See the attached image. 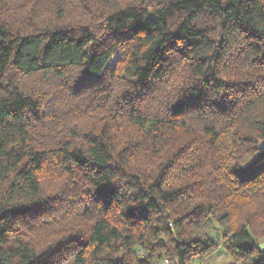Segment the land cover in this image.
I'll return each mask as SVG.
<instances>
[{
  "label": "trees",
  "instance_id": "obj_1",
  "mask_svg": "<svg viewBox=\"0 0 264 264\" xmlns=\"http://www.w3.org/2000/svg\"><path fill=\"white\" fill-rule=\"evenodd\" d=\"M220 241L264 264V0H0V264Z\"/></svg>",
  "mask_w": 264,
  "mask_h": 264
},
{
  "label": "rangeland",
  "instance_id": "obj_2",
  "mask_svg": "<svg viewBox=\"0 0 264 264\" xmlns=\"http://www.w3.org/2000/svg\"><path fill=\"white\" fill-rule=\"evenodd\" d=\"M85 11L92 12L90 7H86ZM84 13V12H83ZM57 14V13H55ZM58 15V14H57ZM47 17V15H45ZM53 16L50 12V17ZM77 16H79L77 14ZM64 18H70V13H65L63 15ZM65 21V20H64ZM103 21V20H102ZM99 25L100 20L97 21L96 18H92L91 25ZM93 25V26H94ZM118 56H115L113 60L111 61L110 65H115V62L117 60ZM44 82V78L42 76H34L30 78H21V85L27 92H34L39 89L40 86H42ZM39 92V90H38ZM61 119V117H60ZM262 245V249L264 250V242L260 241ZM190 264H241L240 262L236 261L225 249L224 243L222 241L218 242V244L215 246L214 250L208 254V255H197L193 257L190 261Z\"/></svg>",
  "mask_w": 264,
  "mask_h": 264
},
{
  "label": "built area",
  "instance_id": "obj_3",
  "mask_svg": "<svg viewBox=\"0 0 264 264\" xmlns=\"http://www.w3.org/2000/svg\"><path fill=\"white\" fill-rule=\"evenodd\" d=\"M138 254H139L142 258L147 257V256L149 255V253L146 252V251L143 250V249L139 250ZM154 264H179V262H178V261H173V260H171V259H169V258H162V259L158 260V261H157L156 263H154Z\"/></svg>",
  "mask_w": 264,
  "mask_h": 264
}]
</instances>
